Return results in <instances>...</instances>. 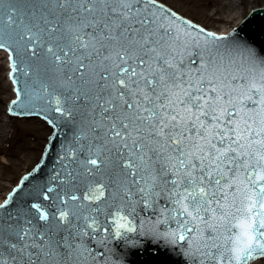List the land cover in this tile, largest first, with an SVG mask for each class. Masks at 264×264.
<instances>
[{
	"label": "snow or ice",
	"instance_id": "1",
	"mask_svg": "<svg viewBox=\"0 0 264 264\" xmlns=\"http://www.w3.org/2000/svg\"><path fill=\"white\" fill-rule=\"evenodd\" d=\"M148 3L0 0L7 35L46 81L45 99L62 116L79 113L76 140L88 141L78 143L83 159L68 152L83 171L66 172L71 187L56 193L55 212L33 203L28 216L0 224V264H105L84 237L126 239L169 221L177 227L165 238H199L200 264L264 257V63L203 29L193 36L182 20L165 24ZM101 173L106 180L76 193L78 177Z\"/></svg>",
	"mask_w": 264,
	"mask_h": 264
},
{
	"label": "water",
	"instance_id": "2",
	"mask_svg": "<svg viewBox=\"0 0 264 264\" xmlns=\"http://www.w3.org/2000/svg\"><path fill=\"white\" fill-rule=\"evenodd\" d=\"M18 2H24V0H18ZM141 7L143 6L141 5ZM147 10L155 14L158 19L162 18L165 24L179 27L182 20L186 24L194 25L195 29L191 30L193 36L196 35L198 29H203L205 33H213L219 38L216 40V44L222 49H227L234 55H242L257 64L264 63V6L252 10L239 26H235L227 34H223V32L218 34L208 30L157 0H155V3H148ZM168 13H174L179 20L170 18ZM0 30L4 31V34H0V43L5 45L4 48L0 49L10 54V78L14 83L17 94V99H14L16 97L12 98L13 100L10 103V114L21 119L40 118L48 122L53 129L38 164L30 172L24 173L25 175L20 179V183L14 187L3 202L4 204L7 201V207L0 209V224H7L8 222L14 223L15 218L26 217L30 212H34L35 210L31 209L33 203H39L51 212L56 211L53 199L56 193L71 187L66 182L61 183L65 181L66 172L72 171L76 175L77 172L83 171L77 165L74 155L70 156L68 152L69 150H75L79 152L80 158L83 159L85 152L78 147V143L87 144L88 141L77 142L76 140L82 130V117L79 113H76L74 118L62 116L54 110V106L49 105L43 90L45 79L32 74L31 68L28 67L27 57L22 49V43H18L16 38L7 35L8 30L2 19H0ZM200 38L203 40L204 36L201 35ZM25 71L28 72V75H25ZM13 101L17 103L14 105ZM13 110L16 114H13ZM84 130L87 132L86 126ZM106 179L107 177L103 173L95 176L91 174L80 176L74 181L78 185L74 190L78 195H82L88 180L100 182ZM49 187H52L54 192L47 193ZM44 193L48 194V200L43 199ZM107 197L108 193L106 192L105 197L99 202L85 201V204L90 203L95 207L98 203H103V200ZM108 211L111 212L112 209L109 208ZM143 215L145 213L141 212V216ZM101 219L104 218L101 217ZM33 222L41 230L48 227V224L43 221L37 222L34 220ZM135 222L140 223L139 220ZM53 227H55V222H53ZM176 227L174 221L159 225L146 223L140 234L129 233L126 239L109 237L101 242L99 239L84 237V244L97 254V259L105 261V264H200L202 257L195 254L196 248L200 246L199 238H196L193 244L189 245L187 239L173 242L172 239L165 238L161 234L175 230ZM66 234L61 229L58 231L56 239H60ZM96 235L99 236L100 234L97 233ZM187 235L194 236V233H188ZM61 252H63V249H61ZM101 252L104 253V256L99 255ZM259 258L261 257L253 258L249 261V264ZM89 264H93V262L89 261ZM206 264H214V261L206 260Z\"/></svg>",
	"mask_w": 264,
	"mask_h": 264
},
{
	"label": "rangeland",
	"instance_id": "3",
	"mask_svg": "<svg viewBox=\"0 0 264 264\" xmlns=\"http://www.w3.org/2000/svg\"><path fill=\"white\" fill-rule=\"evenodd\" d=\"M159 1L203 27L213 30H232L252 10L264 6V0ZM9 70L6 56L0 52V114L4 105L10 103L13 92ZM10 128L11 136L0 149V157L7 161H0V199L19 184L24 173L32 170L39 162L51 134L49 125L40 119L13 117V125ZM252 264H264V258Z\"/></svg>",
	"mask_w": 264,
	"mask_h": 264
},
{
	"label": "bare ground",
	"instance_id": "4",
	"mask_svg": "<svg viewBox=\"0 0 264 264\" xmlns=\"http://www.w3.org/2000/svg\"><path fill=\"white\" fill-rule=\"evenodd\" d=\"M212 31H214L218 34H221V32H223V34H227V32H230L231 30H228V29H226V30H213L212 29ZM0 52L5 54L6 59H7V57H8L7 53H5L4 51L3 52L0 51ZM7 63H8V60H7ZM11 86L13 88L12 83H11ZM16 96H17L16 92L13 91L11 94V99L16 97ZM3 109H4L3 112L0 114V120H1V122H0V149L2 148L4 142L11 136L12 130L10 127H11V125H13V117L9 114V104L4 105ZM0 161L7 163L6 159L3 157H0ZM6 195L0 199V204L4 201V199L6 198Z\"/></svg>",
	"mask_w": 264,
	"mask_h": 264
}]
</instances>
